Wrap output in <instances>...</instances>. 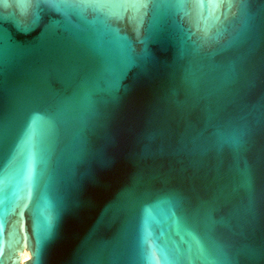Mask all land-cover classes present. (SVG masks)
Instances as JSON below:
<instances>
[{"label":"water","instance_id":"water-1","mask_svg":"<svg viewBox=\"0 0 264 264\" xmlns=\"http://www.w3.org/2000/svg\"><path fill=\"white\" fill-rule=\"evenodd\" d=\"M106 23L0 0L4 264H264V0H152L140 67Z\"/></svg>","mask_w":264,"mask_h":264},{"label":"snow or ice","instance_id":"snow-or-ice-1","mask_svg":"<svg viewBox=\"0 0 264 264\" xmlns=\"http://www.w3.org/2000/svg\"><path fill=\"white\" fill-rule=\"evenodd\" d=\"M25 10L31 9L33 5H37L39 0H23ZM71 6L81 10L93 9L101 13L106 18V29L113 35L118 37L112 29V24L122 25L129 32H131L135 39L129 37H120L123 44V51L126 53V62L129 67H140L143 61L150 57V44L151 41L147 36L145 30L146 18L149 16L152 6V0H69ZM137 46L143 53L141 57L136 56ZM38 117L33 118L35 124ZM168 198L172 202L173 213L182 218H185L186 225L189 227L196 237H201L199 228L194 221L187 202L184 197L179 193H169ZM46 228L53 235L55 234L52 229L51 219L46 220ZM203 251V247H199ZM36 250L34 249V254ZM0 264H4V258L0 255ZM32 264H38V259H34Z\"/></svg>","mask_w":264,"mask_h":264},{"label":"bare ground","instance_id":"bare-ground-1","mask_svg":"<svg viewBox=\"0 0 264 264\" xmlns=\"http://www.w3.org/2000/svg\"><path fill=\"white\" fill-rule=\"evenodd\" d=\"M29 258H30V253L28 251H25L22 258L23 262H25Z\"/></svg>","mask_w":264,"mask_h":264}]
</instances>
